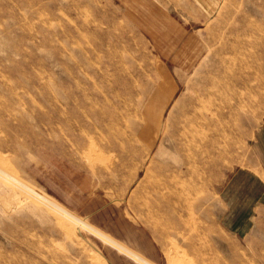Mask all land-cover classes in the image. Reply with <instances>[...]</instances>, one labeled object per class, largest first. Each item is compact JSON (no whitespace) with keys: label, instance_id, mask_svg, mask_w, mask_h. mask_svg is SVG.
Returning <instances> with one entry per match:
<instances>
[{"label":"rangeland","instance_id":"1","mask_svg":"<svg viewBox=\"0 0 264 264\" xmlns=\"http://www.w3.org/2000/svg\"><path fill=\"white\" fill-rule=\"evenodd\" d=\"M220 2L209 17L191 0H0V264H264V224L238 239L217 219L219 191L249 156L264 97H245L234 118L214 123L210 153L199 156L205 161L183 169L190 188L174 211L145 183L159 139L150 146L153 138L125 108L117 117L78 121L67 107L74 97L96 108L108 102L84 82V63L96 78L114 63L134 73L138 65L137 91L149 88L164 58L156 39L177 42L178 24H191L182 15L189 9L206 18L193 29L204 53L190 71H176L180 85L164 116L193 91L188 83L216 75L221 51L238 48L244 64L257 67L264 62V0ZM116 48L122 53L111 56ZM148 94L141 96L153 105L154 89ZM27 186L50 198H29ZM147 238L158 259L139 247Z\"/></svg>","mask_w":264,"mask_h":264},{"label":"bare ground","instance_id":"2","mask_svg":"<svg viewBox=\"0 0 264 264\" xmlns=\"http://www.w3.org/2000/svg\"><path fill=\"white\" fill-rule=\"evenodd\" d=\"M221 52L220 62L214 69L216 75L203 81L188 83V87L191 86L193 91L179 96L163 119L160 114L153 113L150 96L148 98L141 96L144 93L148 94L150 88L153 90L154 83L149 88H143L141 92L137 91L141 85L140 83H142L141 72L143 71V68L138 67V65L135 67L136 72L134 73L126 67L125 63H120L121 65L114 63L112 65L113 71H110V68H107L109 71L100 69L96 71V78L88 72L87 64H80V69L85 73L86 77L84 82L89 80V83L91 82L96 88L98 87L96 90L97 100L100 98L99 101L107 99L108 102H102L96 108L82 102L78 97L67 101L68 112L79 117L78 121L88 115L93 116L95 119H101L105 115L117 117L118 112L125 108V111L132 113L137 118L142 131H148L150 124L158 129L150 141L151 146L159 139V145L151 158L149 169L147 168L145 183L149 182L147 190L153 194L152 196L157 199L160 198L165 203V207H169L171 211H174L184 200L181 197V191L185 189L184 181L181 180L183 179L181 178L183 169L186 166H189V169L190 167H197L198 160L200 163L205 161V157L201 160L199 156L202 154V157L204 154L210 153L209 136L211 130H214V123H226L231 117L234 118L237 104L245 102V97H247L248 102H256V99L264 97V76L260 77L256 71L258 68L264 71V62L258 61L259 65L257 67L253 63L245 65L242 60L241 50L235 47ZM110 53L111 56H114L122 52L116 48ZM252 55L250 54V57L254 59ZM121 70H124L128 76L124 75ZM118 73L122 75L120 76ZM66 85L69 87L68 83ZM129 90L138 93L139 101L135 99L134 94ZM212 105L217 106L215 112L211 111L210 107ZM80 129L76 128V130ZM148 149L150 150L151 148L149 147ZM148 149L146 150V155L149 153ZM1 171L6 173L3 170ZM25 188L30 193L27 194L29 198L36 199L38 194L39 197H37L44 203L45 198H50L45 192L35 191V189H31L28 186ZM189 188H186L185 191ZM186 194L189 195L188 193ZM32 195L35 196L33 197ZM186 197L188 198V196ZM187 203L189 205V201ZM13 264H18V261Z\"/></svg>","mask_w":264,"mask_h":264},{"label":"crops","instance_id":"3","mask_svg":"<svg viewBox=\"0 0 264 264\" xmlns=\"http://www.w3.org/2000/svg\"><path fill=\"white\" fill-rule=\"evenodd\" d=\"M201 13L211 16L212 7L217 6L220 0H191ZM191 24H178L179 40L165 41L156 39L163 59L158 61L157 83H154L155 114L164 118L169 103L180 85L177 70L190 71L203 56L204 45L199 39L198 31L193 30L195 22L206 18L193 16L189 9L188 14H182ZM152 101V102H153ZM150 124L146 135L153 138L158 129ZM248 143L249 156L245 164L241 165L229 175L227 182L221 187L219 195L218 224L225 231L238 239H245L257 227L264 224V118L253 130ZM154 242V241H153ZM148 238L140 243L139 247L148 256L158 259L159 251Z\"/></svg>","mask_w":264,"mask_h":264}]
</instances>
